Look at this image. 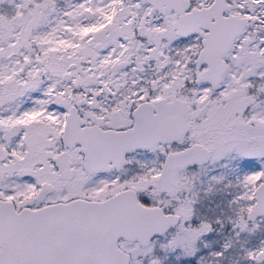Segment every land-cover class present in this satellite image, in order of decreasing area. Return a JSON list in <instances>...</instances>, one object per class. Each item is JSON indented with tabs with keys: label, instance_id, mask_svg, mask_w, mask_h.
Returning a JSON list of instances; mask_svg holds the SVG:
<instances>
[{
	"label": "rangeland",
	"instance_id": "rangeland-1",
	"mask_svg": "<svg viewBox=\"0 0 264 264\" xmlns=\"http://www.w3.org/2000/svg\"><path fill=\"white\" fill-rule=\"evenodd\" d=\"M233 2L248 26L222 83L201 84L193 94L191 138L208 149V160L179 177L170 202L178 230L156 248L137 250L134 264H264V215L246 219L264 183V0ZM169 21L139 0H0L1 198L24 204L31 184L51 173L45 147L57 133L59 101L70 92L61 78L69 63L77 64L76 78L79 67L100 74L113 53L164 50L173 42ZM140 24L158 30L157 41L131 42ZM98 41L101 51L93 48ZM12 123L24 133L6 143L2 129Z\"/></svg>",
	"mask_w": 264,
	"mask_h": 264
},
{
	"label": "flooded vegetation",
	"instance_id": "flooded-vegetation-1",
	"mask_svg": "<svg viewBox=\"0 0 264 264\" xmlns=\"http://www.w3.org/2000/svg\"><path fill=\"white\" fill-rule=\"evenodd\" d=\"M212 1L197 5L189 0L187 11L207 6ZM223 2L225 7L221 16L244 18L247 27L249 22L242 9L233 0ZM144 3L149 4L158 15L170 19L173 42L164 44V50L148 55L142 50L113 53L114 59L100 74L91 67H79L78 77L75 78L72 71L77 64L69 63L61 78L65 85L70 86V92L68 97L59 101L58 114L53 115L58 119L54 125L57 133L45 147L53 168L51 173L47 178L31 184L28 201L24 204L0 197L16 212L66 204L70 211L56 216L75 217L81 226L96 216L122 218L132 212L138 214L141 207L153 209L159 215L156 220L162 219L164 214L177 216L174 226L150 237L116 238V246L129 256L128 264H134L137 250L156 248L162 244L163 236H171L173 231L178 230L175 228L180 222V215L170 202L178 195L179 177L199 164L173 171V193L162 188L159 178L168 155L178 154L196 143L191 138L195 120L194 88L201 84L211 87L207 79H196L208 66L202 57L199 58L207 30L198 24L194 33L181 36L173 28V23L179 19L178 13L173 10L159 12L150 3ZM139 29V32H133L131 42L143 47L149 41H157L158 30L149 24H140ZM148 32L151 34L148 35ZM238 37L222 56L226 71ZM96 43H100L101 47L97 49ZM96 43L93 48L101 51L102 43ZM203 118L201 116L197 120L205 122L207 117L206 120ZM12 125H17L18 132L6 140L4 130ZM21 133H24L23 126L12 123L3 127L1 137L9 143ZM156 220L150 218L144 222L145 225H157ZM120 223L126 225L123 221ZM110 239L113 240L112 237ZM111 240L109 243H114ZM103 257H106L105 261L119 263V259H113L112 255L105 254Z\"/></svg>",
	"mask_w": 264,
	"mask_h": 264
},
{
	"label": "water",
	"instance_id": "water-1",
	"mask_svg": "<svg viewBox=\"0 0 264 264\" xmlns=\"http://www.w3.org/2000/svg\"><path fill=\"white\" fill-rule=\"evenodd\" d=\"M139 1L150 3L159 12L173 10L178 13L179 19L173 23V28L181 36L194 33L198 24L207 30L202 39L199 58L202 57L208 66L196 79H207L211 87L219 85L226 71L222 56L231 49L234 39L242 34L246 28V20L222 17L225 7L223 0H214L207 6L190 11H187L189 0ZM149 34L151 33L148 32ZM95 47L100 48V43H96ZM4 132L3 137L8 140L17 134V125H12ZM207 157L208 149L198 142L178 154L168 155L159 178L162 188L173 193V171L190 164L204 163ZM254 199L255 202L246 213L248 221L264 215L263 182L255 188ZM69 211V206L64 204L16 212L11 204L0 200V264H114L103 260L106 258L103 257L105 254L112 255L115 260L118 258V264H128L129 256L116 246V238L123 236L143 239L161 233L178 221L177 216L169 214L156 220L159 215L153 209L143 207L138 214L132 212L130 216L122 218L96 216L82 226L75 217L56 216ZM150 218L156 220L157 225H145V219L147 221ZM119 221L126 225L119 224ZM101 236L105 241L91 240ZM110 240L114 243H109Z\"/></svg>",
	"mask_w": 264,
	"mask_h": 264
}]
</instances>
